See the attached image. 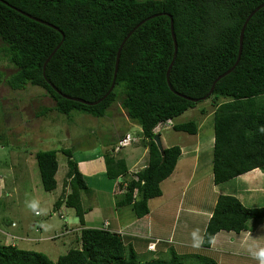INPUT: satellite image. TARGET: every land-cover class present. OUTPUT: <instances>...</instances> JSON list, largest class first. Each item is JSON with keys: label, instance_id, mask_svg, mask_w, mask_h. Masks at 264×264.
Listing matches in <instances>:
<instances>
[{"label": "trees", "instance_id": "16d2710c", "mask_svg": "<svg viewBox=\"0 0 264 264\" xmlns=\"http://www.w3.org/2000/svg\"><path fill=\"white\" fill-rule=\"evenodd\" d=\"M262 4L264 0H0V53L15 69L4 83L14 91L25 90L28 85L43 90L54 106L45 107L41 114L77 112L102 118L119 102V111L141 129L137 143L147 149V161L131 173L126 160L118 158L113 149L103 155L105 175L110 180L122 179L119 191L123 193L116 196L115 205L129 206L134 216L142 219L149 214L148 201L162 195L160 184L171 176L181 154L178 146L164 148L161 154L153 141L154 135L160 134L154 129L194 108L214 80L235 64L241 27ZM154 15L158 16L150 18ZM168 15L177 43L170 87L166 72L174 46ZM132 30L120 54L114 89L103 101L88 106L62 96L87 102L101 99L113 80L117 49ZM60 42L43 76V64ZM2 77L0 72V82ZM207 99L215 103L213 183L219 185L255 169L264 171V6L245 27L237 66L215 84ZM172 129L197 133L193 121L175 124ZM126 135L118 138V144ZM62 153L67 158L70 191L55 202L54 210L63 205L73 209L82 226L87 210L81 194L89 188L72 152L67 149ZM34 158L42 189L55 190L56 151H39ZM250 222L264 223V207L247 208L234 196L220 195L200 247L210 248L219 232L247 231ZM122 237V233L107 228L81 229L77 238L80 247L69 249L56 261L0 239V264H217L208 255L178 254L173 248L168 260H142ZM148 246L147 251L153 252Z\"/></svg>", "mask_w": 264, "mask_h": 264}, {"label": "rangeland", "instance_id": "374dc122", "mask_svg": "<svg viewBox=\"0 0 264 264\" xmlns=\"http://www.w3.org/2000/svg\"><path fill=\"white\" fill-rule=\"evenodd\" d=\"M14 71V67L0 53V72L3 76L0 82V239L4 235L1 231L9 233L12 236L4 235L7 236V241L13 242L20 249L42 252L53 261L69 249L80 247V243H75V235L65 234L66 229H72L75 233L74 227L80 225L74 210L65 205L54 210V204L67 184V158L62 150L68 149L72 152V158L79 172L85 178L90 189L88 192H92V196H89L90 203L92 199L93 203L100 208L103 217H106L104 220L107 221L106 228L112 232L122 233L125 239L129 237L128 233L134 235L137 243L133 247L140 259L168 260L171 248L182 251L179 254L203 255L202 250L193 245L184 244L185 247L181 248L183 244L176 240L171 245H167L156 243L155 240L159 238H145L147 236L140 233L142 225L139 223L134 228L122 230L123 232L116 230L115 223L130 222L134 216L129 206L116 208V196L120 193L112 194L111 187L115 183L122 182V179L110 180L106 177L103 172L105 170L103 155L114 149L113 152L118 158L126 160L131 173L137 172L147 161V149L143 148L140 142L135 141L125 147H119L118 138L121 135L128 133L134 140L136 138L139 140L141 136L140 127L128 120L124 111H119V102L110 108V115L105 114L102 118L77 112L62 115L47 111L41 114L45 107L54 106L53 101L38 87L28 85L25 90H11L4 83V79ZM214 111V101L206 99L172 119L169 126L158 128L164 148L182 145L194 147L199 140L201 156L196 159V164L192 162L194 159L185 164L181 162L178 164L179 167L175 168L174 174L172 173L171 177L160 184L163 196L148 202L150 209L157 205L162 210L165 207L164 203L169 201L167 199L172 200L175 192L189 190L192 184H189L186 189L183 187H186L185 179L192 172L194 183L200 181L195 185L196 190L205 191L211 188L210 181L205 178L208 165L203 166V163L209 158L212 159ZM189 121L195 122L197 126L195 135L173 131V125ZM116 148H119L118 151L115 150ZM50 150L56 151L57 187L53 191L46 192L41 186L34 154ZM243 182H238V185H242ZM257 183L259 186H264V179ZM118 190L119 187L116 192H119ZM66 191H70L69 186ZM170 192L174 194L171 195ZM254 204L257 208L264 207V198L259 197ZM171 215L172 213L168 218ZM156 219L153 216V220ZM11 223H14L16 227L12 228ZM168 224H170L169 221ZM192 239L195 238L192 237ZM147 240L154 243L153 252L146 250ZM124 243L132 244L130 241Z\"/></svg>", "mask_w": 264, "mask_h": 264}, {"label": "crops", "instance_id": "0c3cea01", "mask_svg": "<svg viewBox=\"0 0 264 264\" xmlns=\"http://www.w3.org/2000/svg\"><path fill=\"white\" fill-rule=\"evenodd\" d=\"M198 141L199 140H197L196 145L194 147L184 146V145L180 147L181 154L178 158V162L175 168L179 167L178 164L180 162L185 164L186 162H191L192 159H194L192 160V162L196 164V159L201 156L200 154L201 151ZM211 160L209 158L207 159L206 162H204L205 164L203 163V166L208 165L207 170L205 171L206 172L205 178L206 179L208 178V180L210 181L211 188L209 187L205 191H201L199 189L196 190L197 187L195 185L200 183V181L198 180L197 182L194 183V180H192L193 178L192 177L193 172H192L191 175L187 177V179H185L186 187H183V189H186L189 184H192L188 188L189 190H186L185 192H175L173 199L172 200L167 199L169 201H166L164 203L165 207L162 210H160V208H158L159 206L157 205L153 209H150L148 203L149 214L147 215V217H144L142 219H137L130 208L134 216L133 220L127 223L126 222L117 223V224L115 223L114 226L116 230L118 231L129 230L130 228H134L136 225H138L137 223H139L140 225H142L140 233L146 235L147 237L145 238H149V237H155L159 239L161 238L162 240L165 239L171 240L172 243L174 240H176L181 245L183 244L181 248L185 247L184 244H186L187 246L193 245L195 246V248L202 250L203 254L213 258L217 264H238V263L264 264V262H262V259H264V223L258 225L249 223L250 224V225L248 224L249 229L247 231L238 234L233 232H219L218 234L215 235L210 248L204 249L200 247L205 226L208 222L209 217L212 214L218 196L220 195L234 196L247 208H257L254 202H256L259 197L264 198V186H259V183H257V182H261V180L264 179V171L260 169H255L244 175L238 176L234 179H231L219 185H215L213 183ZM174 171L176 170L174 169ZM103 172H105V170ZM66 181H68L67 178ZM240 181H244V182L242 185L240 184L239 186L238 182ZM65 183L66 182H64V184ZM68 186H69L68 183L65 184L64 189L62 190V195L60 197H62L63 195L65 196L69 193V191L68 192L66 191ZM118 187H119V183L113 184V186L111 187L112 190L111 193L122 194L123 192L119 190H118L119 192H116ZM170 194L172 195L174 194V192H170ZM89 196H92V192H83L81 194L82 206L84 209L87 210V212L84 215V225L82 226L79 225V227L75 226L74 229L76 232L74 234H72L73 230L69 229L72 231L70 233L72 234L71 236L75 235L76 244L79 243L77 241V238L80 235L81 229L84 228L101 229L104 226V224L107 222L104 221L106 217H103L100 208L95 203H93L92 199L90 203ZM162 196L163 193L158 198H161ZM85 201H87V205H85ZM122 207L123 206L121 207L116 206V208L119 209ZM170 213H172V215L170 218H168ZM153 216H155V219L156 218L157 219L153 220ZM168 221L170 224H168ZM11 227L13 228L16 226L14 223H11ZM1 233H3L4 235L8 234L7 235L8 237L12 236L11 234L3 231H1ZM4 235H2L1 240L4 241L5 244H7L9 241L6 240L7 236ZM127 236H129L127 237V239H125V237L123 236L124 242L130 241L132 245L137 243L136 241L137 238L134 235L128 233ZM192 237H194L195 239H192ZM192 240L195 241L192 242ZM150 243L151 242L147 240V243L145 244H147L148 246V244ZM166 244L171 245L168 243ZM173 249L175 250V248ZM175 251L178 254L179 252H182L179 250H175ZM239 260L241 262H239Z\"/></svg>", "mask_w": 264, "mask_h": 264}, {"label": "water", "instance_id": "95a60500", "mask_svg": "<svg viewBox=\"0 0 264 264\" xmlns=\"http://www.w3.org/2000/svg\"><path fill=\"white\" fill-rule=\"evenodd\" d=\"M262 6H264V4H262L261 6H259L258 8H256L255 10H253V11L250 13V15L246 18V20L244 21V23H243V25H242V27H241V30H240V36H239L238 55H237V58H236L235 64H234L229 70H227L225 73L221 74L219 77H217V78L214 80V82H213V84H212V86H211V88H210L208 94H207L206 96H204L203 98H201L202 101L206 100V99H207V98L213 93V89H214L215 84H216L220 79H222L223 77H225L226 75H228V74H229V73H230V72H231V71L237 66V64H238V62H239V60H240V57H241V53H242V43H243V35H244L245 27H246L247 23L249 22L251 16H252L257 10H259ZM18 12H20V11H18ZM20 13H22V12H20ZM22 14L26 15L25 13H22ZM160 15H162V14H160ZM166 15H167V14H166ZM27 16H28V15H27ZM156 16H158V15H154V16H152V17H150V18H153V17H156ZM29 17H30V16H29ZM168 17H169V19H170V32H171V37H172V40H173V46H174L173 57H172V60H171V62H170V64H169L168 69H167V72H166V80H167V84H168V86L170 87V84H169V73H170V69H171V67L173 66L174 60H175L176 55H177V43H176V38H175V34H174V28H173V20H172V17H171L170 15H168ZM30 18H31L32 20L38 22V23H41V24L46 25V26H49V27H51V28H53V29H55V30L58 31V29H57L56 27L52 26L51 24H48V23H46V22H44V21H42V20H40V19L34 18V17H30ZM150 18H149V19H150ZM147 20H148V18H147L146 20L140 22V23L134 28V30H135L136 28H138L142 23H144V22L147 21ZM134 30H132L129 34H127V36L123 39V41L121 42L119 48L117 49L116 56H115V64H114L113 80H112V83H111V86H110L109 90L107 91V93H106L101 99H99V100H97V101H95V102H87V101H84V100H81V99L70 98V97H67V96L62 95V94H61V93H60V92H59V91H58V90H57L52 84H50L51 87L54 89V91H56L58 94L62 95L64 98H67V99H70V100H73V101H75V102H78V103H81V104H85V105H88V106H93V105H96V104L100 103L101 101H103V100H104V99H105V98H106V97L112 92V90L114 89V86H115V79H116V75H117V70H118V65H119V59H120V54H121L122 48H123L125 42L127 41L128 37L130 36V34H131ZM63 39H64V36L62 35V41H63ZM61 43H62V42H60V43L56 46V48L51 52V54H50V55L48 56V58L45 60V62H44V64H43V68H42V74H43V76L45 75L44 72H45L46 65L48 64V62H49V60L52 58V56L55 54V52L57 51V49L60 47ZM179 96H181V95H179ZM182 97H183V98H186V99H189V98L184 97V96H182ZM193 102L196 103V102H198V100H193ZM153 141L155 142V144H156L158 150L160 151V153L163 154V149H164V148H163V146H162V142H161V140H160V137L157 136V135H154V137H153Z\"/></svg>", "mask_w": 264, "mask_h": 264}, {"label": "built area", "instance_id": "2783aa9c", "mask_svg": "<svg viewBox=\"0 0 264 264\" xmlns=\"http://www.w3.org/2000/svg\"><path fill=\"white\" fill-rule=\"evenodd\" d=\"M169 122H170V121L165 122L162 126H163V127L169 126ZM158 128H159V127L155 128L154 131H155V132L158 131ZM135 141L137 142L136 139L134 140V139L131 138L129 135H126V136H125V137L119 142V147H125V146H127L128 144L130 145L132 142H135ZM118 149H119V148H116L115 150L118 151ZM104 226L107 227V224H105ZM148 249L151 250V251H154V250H155V246H154V244H150V245L148 246ZM262 262H264V259H262Z\"/></svg>", "mask_w": 264, "mask_h": 264}, {"label": "clouds", "instance_id": "9594fccd", "mask_svg": "<svg viewBox=\"0 0 264 264\" xmlns=\"http://www.w3.org/2000/svg\"><path fill=\"white\" fill-rule=\"evenodd\" d=\"M261 131H264V129H261ZM61 218H62V217H61ZM105 224H107V223H105ZM105 224H104V225H105ZM104 227H105V226H103L102 228H104ZM105 228H106V227H105ZM71 232H72L71 230H69V229L67 230V229H66L65 234H70ZM72 234H74V233H72ZM61 235H64V234H61Z\"/></svg>", "mask_w": 264, "mask_h": 264}]
</instances>
